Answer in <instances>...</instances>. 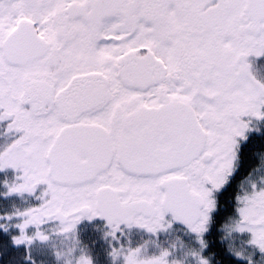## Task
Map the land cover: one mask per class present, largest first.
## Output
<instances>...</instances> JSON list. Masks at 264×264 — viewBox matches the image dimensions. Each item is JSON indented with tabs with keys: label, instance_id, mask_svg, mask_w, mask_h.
I'll return each mask as SVG.
<instances>
[{
	"label": "snow or ice",
	"instance_id": "6c2138e0",
	"mask_svg": "<svg viewBox=\"0 0 264 264\" xmlns=\"http://www.w3.org/2000/svg\"><path fill=\"white\" fill-rule=\"evenodd\" d=\"M257 134L264 0H0V234L21 264H215ZM238 189L221 243L264 264V154Z\"/></svg>",
	"mask_w": 264,
	"mask_h": 264
},
{
	"label": "flooded vegetation",
	"instance_id": "af4514ba",
	"mask_svg": "<svg viewBox=\"0 0 264 264\" xmlns=\"http://www.w3.org/2000/svg\"><path fill=\"white\" fill-rule=\"evenodd\" d=\"M264 154V137L259 134L252 137L249 143L243 148L241 153L242 166L240 168L239 174L232 181L231 185L226 191H223L219 197V206L221 209L220 215L217 218V223L212 231V234L207 237L208 242L213 246V253L217 262L220 264H235L233 257L228 255V247L226 244L221 243L222 234L220 228L222 227L224 221L231 216L235 208V196L238 192V186L240 181L248 171L253 167H256L259 163V156ZM5 207V202L0 200V208ZM88 232H92L89 230ZM8 249L19 250L24 253L23 248L13 247L3 234H0V253L1 251L7 252ZM0 264H12L10 258L4 259L3 263Z\"/></svg>",
	"mask_w": 264,
	"mask_h": 264
},
{
	"label": "trees",
	"instance_id": "16d2710c",
	"mask_svg": "<svg viewBox=\"0 0 264 264\" xmlns=\"http://www.w3.org/2000/svg\"><path fill=\"white\" fill-rule=\"evenodd\" d=\"M84 239H85L86 243L89 240H91L93 245H94V247H95V251L97 253L101 252V250L103 248V245H99V246L96 245V240L98 239V237L93 232H87V234L84 237ZM209 245H210V251H209L208 255L209 256H214L213 246L210 243H209ZM5 257L6 258H10L12 264H21V261L24 258V253L22 251L14 250V249H8L6 253L4 251H1V253H0V263H3ZM43 259H44V264H53V261H54L55 258H54V256L49 255L47 257H44ZM232 260H234V263L236 264L235 259H232ZM214 261H215V264H219L217 262V259L215 258V256H214ZM220 264H222V263H220Z\"/></svg>",
	"mask_w": 264,
	"mask_h": 264
}]
</instances>
